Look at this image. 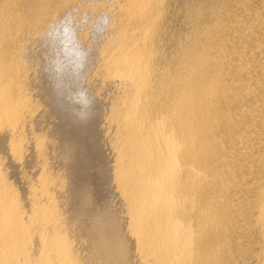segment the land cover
Listing matches in <instances>:
<instances>
[{
	"label": "bare ground",
	"instance_id": "1",
	"mask_svg": "<svg viewBox=\"0 0 264 264\" xmlns=\"http://www.w3.org/2000/svg\"><path fill=\"white\" fill-rule=\"evenodd\" d=\"M0 264H264V0H0Z\"/></svg>",
	"mask_w": 264,
	"mask_h": 264
},
{
	"label": "clouds",
	"instance_id": "2",
	"mask_svg": "<svg viewBox=\"0 0 264 264\" xmlns=\"http://www.w3.org/2000/svg\"><path fill=\"white\" fill-rule=\"evenodd\" d=\"M103 19H104V29L106 30L107 27H108V17L105 16ZM95 28H97V25H96V24H95ZM63 31H64V34H65L66 36H68L69 38H71L72 33H71L70 21H69L68 23H64V24H63ZM80 103H82L85 107H87V106L91 103V101H90V99L88 98V96H87L86 93H82ZM87 115H88L87 112H83V111H81V112L79 113V116H80L81 118H86Z\"/></svg>",
	"mask_w": 264,
	"mask_h": 264
}]
</instances>
